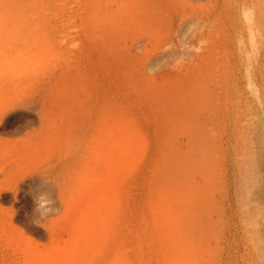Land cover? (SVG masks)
I'll use <instances>...</instances> for the list:
<instances>
[{
	"label": "rangeland",
	"instance_id": "1",
	"mask_svg": "<svg viewBox=\"0 0 264 264\" xmlns=\"http://www.w3.org/2000/svg\"><path fill=\"white\" fill-rule=\"evenodd\" d=\"M99 1L0 0L11 6L6 8L10 19L18 10L23 13L20 29L37 30L44 23L52 42L48 52V47L0 52V69L38 65L48 70L36 82L42 100L25 95L0 126V135L8 139L0 146V183L5 186L0 191V264H170L172 250L163 241L154 204L171 199L176 182L169 177L172 157L179 163L191 154L210 160V149L220 158V182L207 184L221 208L212 212L222 233L221 244L211 250L214 263L258 264L256 253L263 248L256 242L253 248L241 222L237 159L228 147L233 114L226 103L232 77L249 99L259 85L253 71L241 74L235 68L242 52L264 51V35L250 26L255 18L251 2L198 0L194 7L177 4L168 15L175 0H155L156 14L150 16L138 13L145 0ZM236 15L238 26L232 22ZM11 38L15 47L18 36ZM2 45L0 38V50ZM44 100L47 109L56 101V108L64 110L66 141L54 137L48 123L43 128ZM246 119L247 128L264 136L260 120ZM258 144L264 174L263 138ZM43 176L50 184L41 187ZM201 183L196 194L204 211L208 194L204 179ZM39 191L52 193L58 215L40 218L34 199ZM256 192L244 203L248 210L253 204L264 209L263 183ZM258 220L264 226V217ZM77 228L83 237V230L89 231L90 244L78 239ZM61 244L68 250L57 248Z\"/></svg>",
	"mask_w": 264,
	"mask_h": 264
},
{
	"label": "bare ground",
	"instance_id": "2",
	"mask_svg": "<svg viewBox=\"0 0 264 264\" xmlns=\"http://www.w3.org/2000/svg\"><path fill=\"white\" fill-rule=\"evenodd\" d=\"M95 1L100 2L99 0H95ZM101 1L113 3L115 0H101ZM145 1H146L145 6L142 5V7L138 10L139 11L138 13L142 15L154 16L156 14V6L154 5L155 0H145ZM197 1L198 0L172 1L171 3H169L167 14L171 15V13H173V11L176 10V6L178 5H180V7L181 6L194 7ZM248 1L251 2L249 5L250 10H252L251 13L255 14V18L251 19L250 26H252V28L255 31H260L264 35V0H248ZM245 2L246 0L243 2V6ZM10 7L11 6L9 5H0V12L2 14L0 20L2 21V23H6L0 25V38L2 39L3 42L0 52H41L46 47L48 48L45 50L46 52H48L47 50L51 49L52 42L51 40H49L48 32L46 30L47 27L45 26V24L42 23V25L40 26L41 29H37V30H34V28L32 27L26 29H20L19 25L21 23L22 24L25 23V19L23 18V13L18 10L17 13H15L13 19H10L9 13L6 11V8H10ZM242 12L246 14L244 8ZM170 17L172 16H169L168 18H166V20L169 19ZM234 17L232 18L233 21L232 20L231 21L233 22L234 26L235 23L237 22L236 24L238 26L239 17H237V15ZM132 18H135L134 14H132ZM237 29L240 32H242V29L240 30L239 27ZM190 31H187L188 33L186 32V35H191ZM15 34L18 36V41L14 47L13 46L14 43L12 42L11 36ZM238 59H239L238 61L235 60V62L237 61L235 65L237 72L240 71L242 74L245 71L246 72L248 71L249 74V71L250 72L253 71L255 73V76L258 78L257 80L259 82L258 85L259 87L256 86L252 91V95H251L252 99H249L247 96L243 95V92L241 88L237 85V82L234 77H232V83L234 85L231 84V86L228 85V88L226 87V103L229 102L228 112L230 111L233 114L228 119L229 121L228 124L230 125L229 126L230 137H229L228 147L230 145L233 147V153L236 156L235 160L237 159L236 165L239 172L238 195L240 197V200H243L242 202L240 201L241 203L240 205L241 207H243L242 211L245 217V219L241 221L243 224L242 226L243 232L245 238L248 241H250L249 243L253 246V248H256L255 242L258 244V246L263 248L260 251V253H256V260L257 259L259 260L258 264H264V226L258 220V218H260L261 216L264 217V209L259 204L258 205L253 204L252 210H248L246 205L244 206L245 201L250 199L251 196L260 188L261 183L264 184V174L261 172L259 168L260 160L258 159L261 157V151L257 150L259 148H256V145L262 142V138L264 142V136L262 135V132H258L257 129L250 130L249 128H247L248 126L244 123L245 120H247L246 118H248V120L258 119L261 122L259 123L264 125V120H263L264 119V51L252 52V53L242 52V55L238 57ZM17 65H19V63ZM35 67L36 68H34V70L32 69L28 70V68L0 69V126L3 123L4 117L8 114V112L16 108L20 102L25 100L26 98L25 95H30V93H32L37 98H41L42 100L43 97L42 91H39V86L36 84V82L40 81L39 78L46 76L48 70L37 69L38 65ZM152 70L150 69L149 71L151 72ZM52 72L53 71H50L49 75ZM33 89L35 90L36 94L32 92ZM43 93H45V91ZM234 94L236 96H234ZM42 103H44L43 120L45 122V124H43V128H45L48 123V127L50 125L51 129L55 132L54 137H57L58 139L60 138L61 140L66 139V137L63 138L64 136L63 130H65V128L63 127L64 110L62 108H56L58 106L57 105L58 102L56 101H53V103H51L53 107L52 109H47L45 100L42 101ZM38 104H40V102ZM40 106L42 105L40 104L39 107ZM68 106L69 103L66 104V107ZM72 106L73 104L69 106L70 109L72 108ZM68 118L69 116L67 115V123L68 124L72 123L71 120L70 122H68L69 120ZM67 137L69 138V134ZM5 142H8V139L0 135V146L4 144H8ZM259 146L261 147V144ZM262 154L264 157V150ZM191 155L188 157L189 161L191 160L192 163L191 165H188L189 161H181V163H179L177 159H173L172 157L171 161L174 162H171L173 168L171 169V173L169 177L176 180V182L174 183L175 185L173 187L172 196L171 199H169V201L167 200V202H163V201L156 202L154 204V212L156 214L158 222L161 223L162 231L165 233V238L163 241L167 244L166 247L168 246V248L172 250L169 253H167V258H168L167 261L170 264H200L201 261L202 264H215L214 255L213 252H211V250L212 248L221 244L222 233H220L221 232L220 227L214 226V221L212 219V214H213L212 212L221 213L220 212L221 208H220V204L217 203L212 193H210V189L208 188L207 184H210L209 183L210 181L217 183L220 182L219 172H218L219 170L218 163L220 161V158L219 155H216V149H212V150L210 149L208 152H206V155L212 157L210 158V160H204L202 159L203 157L199 159L198 157ZM174 166H176L177 168L179 167V169H181V173L183 175V179L180 180L181 184H179L178 174H176L178 170ZM215 169H217V172L215 171ZM206 172H208L207 175ZM201 179H204V184L206 185L203 187L208 194L207 196L208 208L205 209L204 211L200 210L201 198H198L196 194V192L199 190V187L202 185ZM4 189L5 186L1 182L0 191ZM111 189L112 191L113 190L116 191V186L113 184L111 186ZM103 190H106V185H104ZM72 200H73L72 203L74 204V198ZM75 200L77 199L75 198ZM67 202L70 203L71 201L68 200ZM100 208L101 207L98 206V208L96 207V210L98 211L100 210ZM87 213H89V211L86 212V214ZM52 218L50 219L52 220ZM80 218L82 219V217ZM10 225L13 227L14 230L19 231L22 237H26V234L23 233L24 232L23 230H21L11 222ZM53 225H55V223H53ZM87 226L88 227L91 226V223L87 222ZM84 228H86V226ZM73 232L75 233L76 231L73 230ZM83 232H84V237L82 230L77 232L78 239H83L85 242H88L90 244L91 235H89L88 233L89 231L86 232L83 230ZM73 235L71 236L72 239H73ZM79 236H81L82 238ZM77 237L76 236L74 237L75 240ZM212 240H214L215 242ZM72 241L74 242V240ZM53 244L54 243L52 242V244L50 245ZM55 244L53 246H55ZM60 246L64 247V245L61 244L57 248L62 249L63 247ZM65 249L68 250V248ZM71 251L73 252L74 250ZM205 253L208 254L206 259L204 255Z\"/></svg>",
	"mask_w": 264,
	"mask_h": 264
},
{
	"label": "clouds",
	"instance_id": "3",
	"mask_svg": "<svg viewBox=\"0 0 264 264\" xmlns=\"http://www.w3.org/2000/svg\"><path fill=\"white\" fill-rule=\"evenodd\" d=\"M50 181L47 177L43 176L42 185L44 187L49 185ZM36 209L35 211L39 214L42 220L47 219L49 216L58 215L60 209L55 207L56 200L53 198V195L50 191H39L35 197ZM40 223L39 220L36 221Z\"/></svg>",
	"mask_w": 264,
	"mask_h": 264
}]
</instances>
